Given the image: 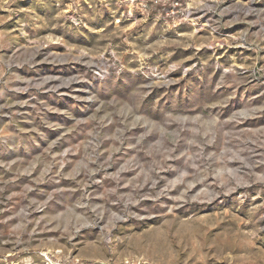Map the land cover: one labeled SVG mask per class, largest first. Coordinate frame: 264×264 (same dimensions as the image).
<instances>
[{
  "label": "rangeland",
  "instance_id": "obj_1",
  "mask_svg": "<svg viewBox=\"0 0 264 264\" xmlns=\"http://www.w3.org/2000/svg\"><path fill=\"white\" fill-rule=\"evenodd\" d=\"M0 264H264V0H0Z\"/></svg>",
  "mask_w": 264,
  "mask_h": 264
}]
</instances>
